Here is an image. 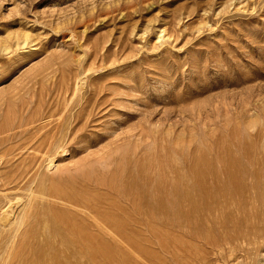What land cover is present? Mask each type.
Segmentation results:
<instances>
[{
  "label": "rangeland",
  "instance_id": "1",
  "mask_svg": "<svg viewBox=\"0 0 264 264\" xmlns=\"http://www.w3.org/2000/svg\"><path fill=\"white\" fill-rule=\"evenodd\" d=\"M0 157V264H259L264 0H0Z\"/></svg>",
  "mask_w": 264,
  "mask_h": 264
},
{
  "label": "bare ground",
  "instance_id": "2",
  "mask_svg": "<svg viewBox=\"0 0 264 264\" xmlns=\"http://www.w3.org/2000/svg\"><path fill=\"white\" fill-rule=\"evenodd\" d=\"M68 91H69V90H68ZM79 113H81V112H79ZM50 114H51V113H50ZM76 114H77V113H76ZM77 115H78V114H77ZM79 116H80V114H79ZM62 118H63V116H62ZM77 118H79V117L77 116ZM55 120H56V119H55ZM49 121H50V120H49ZM75 121H76V119H75ZM56 122H57V121H56ZM61 122H62V121H61ZM54 123H55V122H54ZM58 124L60 125L59 122H58ZM58 124H57V125H58ZM64 124H65V123H64ZM61 125H62V124H61ZM61 125H60V126H61ZM65 125H66V124H65ZM53 126H54V125H53ZM60 126H59V127H60ZM42 127H43V126H42ZM52 128H53V127H52ZM52 128H51V129H52ZM39 129H40V128H39ZM61 129H62V128H61ZM61 129H60V131H61ZM52 130H53V129H52ZM54 130H55V129H54ZM56 130H58V126H56ZM62 130H63V129H62ZM40 131H41V130H40ZM47 132H48V134H50V137H51V138H49L50 140L48 139V141H49L50 143L47 141V142L50 144V147H51V142H52V144L55 143V145H56L57 142H54V141H53L52 136H51L52 134L49 133V132H50V129H49V131H47ZM51 132H52V131H51ZM55 132H56V131H55ZM57 132H59V131H57ZM41 133H42V132H41ZM61 133H62V131H61ZM55 134H56V133H55ZM44 135L48 136V135L45 134V133H44ZM44 135H43V136H44ZM56 135L59 136V133H57ZM53 136H54V135H53ZM58 136H54L53 138L58 137ZM48 137H49V136H48ZM55 139H56V138H55ZM55 139H54V140H55ZM57 139H58V138H57ZM45 140H46V139H45ZM43 142H44V139H43ZM45 143H46V142H45ZM45 143H43V145H44ZM48 143H47V144H48ZM43 145H42V146H43ZM45 145H46V144H45ZM50 147H49V148H50ZM47 148H48V145H47ZM49 148H48V149H49ZM48 149H47V150H48ZM47 152H48V151H46V155H47ZM1 157H2V156H1ZM1 157H0V158H1ZM48 157H50V156H48ZM11 158H12V157H11ZM15 158H16V157H15ZM51 158H52V157H51ZM49 159H50V158H49ZM1 160H3V159H1ZM53 160H54V158L51 159L50 163H53ZM5 161H6V162H4V164L7 163V160H5ZM0 167H1V165H0ZM10 167H11V166H9V168H10ZM21 167H22V165H21ZM49 167H50V166H49ZM5 170H6V169H5ZM2 171H3V170H2ZM2 171H1V173H2ZM22 171H23V170H22ZM4 172H5V171H4ZM1 173H0V177H1ZM251 173H252V172H251ZM2 174L4 175V173H2ZM201 175H202V174H201ZM256 176H257V174H256ZM4 177L6 178L7 176H4ZM4 177H1V178L4 179ZM10 177H12V176H10ZM10 177H8V178H10ZM26 177H27V176H26ZM8 178H6V179H8ZM248 178H249V177H248ZM17 179H18V178H17ZM26 179H27V178H26ZM32 179H34V178H32ZM89 179H90V178H89ZM9 180H12V179H9ZM4 181H5V180H4ZM15 181H16V180H15ZM33 181H35V179H34ZM181 181H182V180H181ZM192 181H193V180H192ZM198 181H199V180H198ZM198 181H197V182H198ZM200 181H201V178H200ZM200 181H199V182H200ZM203 181H204V180H203ZM95 182H96V181H95ZM204 182H205V181H204ZM204 182H203V183H204ZM6 183H7V180H6ZM8 183H10V181H9ZM13 183H14V182H13ZM33 183H34V182H33ZM33 183H31V184H33ZM54 183H55V182H54ZM128 183H129V182H128ZM133 183H134V182H133ZM148 183H149V182H148ZM216 183L219 184L217 181H216ZM51 184H53V183H51ZM135 184H136V183H135ZM162 184H163V182H162ZM3 185H5V182L2 183V186H3ZM7 185H9V184H7ZM7 185H5V186H3V187H6ZM29 185H30V184H29ZM53 185H54V184H53ZM104 185H105V184H104ZM124 185H125V184H124ZM187 185H188V183H187ZM187 185H186V186H187ZM204 185H205V184H204ZM204 185H202V186H204ZM207 185H208V183H207ZM2 186L0 185L1 188H2ZM31 186H32V185H31ZM31 186H30V187H31ZM191 186H192V185H191ZM195 186H196V184H195ZM220 186H221V185H220ZM66 187H67V186H66ZM94 187H95V186H94ZM129 187H130V186H129ZM224 187H225V186H224ZM195 188H196V187H195ZM209 188H211V186H210ZM218 188H219V187H218ZM221 188H222V186H221ZM226 188H229V187H226ZM250 188H251V187H250ZM31 189H32V188H31ZM76 189H77V188H76ZM97 189H98V188H97ZM127 189H128V188H127ZM188 189H190V188H188ZM203 189H206V188H203ZM58 190H59V189H58ZM64 190H65V189H64ZM111 190H112V189H111ZM191 190H192V187H191ZM194 190H195V189H194ZM196 190H197V189H196ZM209 190H210L209 193L211 194V193H212V192H211L212 189H209ZM216 190H217V189H216ZM216 190H215V192H217ZM31 191H32V190H31ZM83 191H84V190H83ZM119 191H120V190H119ZM203 191H207V189H206V190H203ZM220 191H222V189H221ZM224 191H225V190H224ZM228 191H229V190H228ZM91 192H93V191H91ZM188 192H189V191H188ZM66 193H67V192H66ZM197 193H198V192H197ZM197 193H196V195H198ZM209 193H208V194H209ZM226 193H227V192H226ZM226 193H224V194L226 195ZM232 193H233V192H232ZM234 193H235V192H234ZM98 194H99V193H98ZM121 194H122V193H121ZM186 194H187V193H186ZM191 194H192V192L190 193V195H191ZM203 194H204V193H203ZM52 195H53V196H52ZM52 195L50 196L51 199H53V198H54V199H57V198H58V199H59L58 201L63 200V201L65 202V200H64L63 197H62L63 199H61V198H59V196H57V197L54 196V195H56V194H54V192H53ZM64 195H65V194H64ZM66 195H67V194H66ZM138 195H139V194H138ZM169 195H170V194H169ZM173 195H174V194H173ZM190 195H189V197H190ZM199 195H200V194H199ZM204 195H206V194H204ZM228 195H229V194H227V196H228ZM43 196H44V195H43ZM67 196H68V195H67ZM166 196H167V195H166ZM166 196H165V197H166ZM194 196H195V195H194ZM6 197H7V196H6ZM47 197H48V196H47ZM117 197H118V196H117ZM134 197H135V196H134ZM173 197H174V196H173ZM191 197H193V196L191 195ZM199 197H200L199 199L201 200V195H200ZM7 198H8V197H7ZM15 198H16V197H15ZM68 198H69V197H68ZM141 198H142V197H141ZM170 198H171V197H170ZM187 198H188V196H187ZM193 198H194V197H193ZM190 199H192V198H190ZM205 199H206V198H205ZM17 200H18V199H17ZM69 200H70V199H69ZM127 200H128V199H127ZM185 200H186V199H185ZM196 200H197V199H196ZM2 201H3V200H2ZM2 201H0V202H2ZM191 201H192V200H191ZM193 201L195 202V200H193ZM204 201H205V200H204ZM206 201H207V200H206ZM206 201H205V202H206ZM4 202L6 203V201H4ZM70 202H71V201H70ZM137 202L139 203V201H137ZM181 202H182V201H181ZM196 202H197V201H196ZM200 202H201V201H200ZM205 202H204V204H205ZM5 203H4V204H5ZM7 203H11V200L8 201ZM12 203H13V202H12ZM12 203H11V204H12ZM18 203H19V201H18ZM21 203H22V202H21ZM153 203H154V202H153ZM156 203H157V202H156ZM179 203H180V202H179ZM187 203H188V199H187ZM191 203H193V202H191ZM197 203H198V202H197ZM13 204H14V203H13ZM69 204L71 205L72 203H69ZM121 204H122V203H121ZM150 204H151V203H150ZM184 204H186V203H184ZM194 204H195V203H193V207H196V206H195L196 204H195V205H194ZM5 205H6V204H5ZM14 205H15V204H14ZM100 205H101V204H100ZM187 205L189 206V203H188ZM199 205H200V204H199ZM0 206H1V204H0ZM74 206L76 207L77 205H74ZM5 207H6V206H5ZM5 207H4V208H5ZM61 207H62V206H61ZM63 207H64V205H63ZM80 207H82V206L78 204V208H80ZM166 207H167V206H166ZM178 207H179V206H178ZM189 207H190V206H189ZM199 207H200V206H199ZM0 208H1V207H0ZM9 208L12 209L11 206H10ZM151 208H152V207H151ZM172 208H173V207H172ZM187 208H188V207H186V209H187ZM200 208H201V207H200ZM7 209H8V208H7ZM61 209H62V208H61ZM82 209H83V207H82ZM166 209H167V208H166ZM1 210H3V209H1ZM79 210H80V209H78V211H79ZM72 211H73V210H72ZM164 211H165V210H164ZM167 211H168V210H167ZM191 211H194V210L192 209ZM195 211H196V209H195ZM13 212H14V211H13ZM64 212H65V209H64ZM82 212H84V210H83ZM87 212H88V211H87ZM110 212H111V211H110ZM165 212H166V211H165ZM11 213H12V211H11L10 213H8L7 210L0 212V223H2V224H3V223H4V224L6 223V224H7V222L9 221V218H10V214H11ZM85 213H86V212H85ZM12 214H14V213H12ZM62 214H63V213H62ZM86 214H87V213H86ZM152 214H154V212H153ZM84 215H85V214H84ZM91 215H92V214H91ZM88 216H89V215H88ZM93 216L95 217V213H94ZM93 216H92V218H93ZM151 216H152V215H151ZM92 218H91V219H92ZM121 218H122V217H121ZM123 218H124V217H123ZM10 219H11V218H10ZM82 219H83V218H82ZM94 219H96V217L93 218V220H92V221H94V224H96V225L100 224L101 221H102V220H101L100 223H99V222H97L98 219H97L96 222H95ZM124 219H125V218H124ZM99 220H100V219H99ZM132 220H133V219H132ZM194 220H195V219H194ZM10 221H11V220H10ZM114 221H115V220H114ZM129 221H130V220H129ZM155 221H156V220H155ZM195 221H196V220H195ZM133 222H134V221H133ZM8 224H10V222H9ZM45 224H46V221H45ZM102 224H103V223H102ZM125 224H126V223H125ZM130 224H131V223H130ZM135 224H136V223H135ZM170 224H171V223H170ZM0 225H1V224H0ZM103 225L105 226L106 223L103 224ZM188 225H189V224H188ZM3 226H4V225H3ZM47 226H48V225H47ZM106 226H107V225H106ZM106 226H105V227H106ZM97 227H98V226H97ZM107 227H108V226H107ZM144 227H145V226H144ZM42 228H43V227H42ZM153 228H154V227H153ZM137 229H138V228H137ZM49 230H50V229H49ZM42 231H43V230H42ZM139 231H140V230H139ZM43 232H44V231H43ZM137 232H138V231H137ZM113 233H114V232H113ZM113 233H112V234H113ZM138 233H139V232H138ZM73 234H74V233H73ZM115 234H116V233H115ZM128 234H129V233H128ZM213 234H214V233H213ZM116 236H117L118 238H120L118 234H117ZM116 236H113V235H112L111 237H112L113 239H115ZM96 237H97V236H96ZM223 237H224V236H223ZM40 238H41V237H40ZM92 238H93V237H92ZM121 238H122V237H121ZM121 238H120V239H121ZM217 238H218V237H217ZM224 238H225V237H224ZM90 239H91V238H90ZM90 239H89V240H90ZM93 239H94V238H93ZM97 239H98V237H97ZM113 239H112V240H113ZM120 239H119V240H120ZM80 240H81V239H80ZM122 240H123V239H122ZM216 240H217V239H216ZM90 241H91V243H92L93 245H97V243L95 242V241H96V238H95V240H92V239H91ZM97 241H98V240H97ZM77 242H78V241H77ZM147 242H148V241H147ZM12 243H13V242H12ZM81 243H82V242H81ZM211 243H212V242H211ZM65 244H66V243H65ZM88 244H89V243H88ZM108 244H109V243H108ZM148 244H149V243H148ZM165 244H166V243H165ZM171 244H172V243H171ZM125 245H126V244H125ZM173 245H174V244H173ZM192 245H193V244H192ZM217 245H218V242H217ZM104 246H105V245H104ZM121 246H122V245H121ZM124 247H125V246H124ZM214 247H215V246H214ZM90 248H91V246H90ZM140 248H141V247H140ZM171 248H173V247H171ZM195 248H196V247H195ZM81 249H82V248H81ZM113 249H114V248H113ZM132 249H133V248H132ZM138 249H139V248H138ZM160 249H161V248H160ZM84 250H86V249H84ZM89 250H91V249H89ZM101 250H102V249H101ZM140 250H141V249H140ZM140 250H139V251H140ZM46 251H47V250H46ZM86 251H87V250H86ZM92 251H96V248H93V247H92L91 253H92ZM103 251H104V249H103ZM103 251H102V252H103ZM106 251H108V250H106ZM112 251H113V250H112ZM135 251H136V250H135ZM155 251H156V250H155ZM81 252H82V251H81ZM110 252H111V250H110ZM83 253H85V252H83ZM103 253H105V252H103ZM122 253H123V252H122ZM203 253H204V252H203ZM203 253H202V255H203ZM89 254H90V252H89ZM123 254H124V253H123ZM104 255H105V254H104ZM130 255H131V254H130ZM141 255H142V254H141ZM91 256H92V254H91ZM93 256H94V258L91 257V258L89 259L90 261H88V262L85 263V264H94V261L97 260V259H95V254H94ZM139 256H140V254H139ZM142 256H143V255H142ZM142 256H141V257H142ZM159 257H160V256H159ZM33 258H34V256H33ZM75 258H76V257H75ZM98 258H99V257H98ZM128 258H129V257H128ZM112 259H113V258H112ZM115 259H116V258H115ZM143 260H144V259H143ZM95 262H97V261H95ZM126 262H127V261H126ZM133 263H134V262H133ZM133 263H132V264H133ZM187 263H188V262H187ZM96 264H97V263H96ZM115 264H116V263H115ZM158 264H159V261H158ZM237 264H239V263H237ZM259 264H264V258H263L262 260H260V263H259Z\"/></svg>",
  "mask_w": 264,
  "mask_h": 264
}]
</instances>
